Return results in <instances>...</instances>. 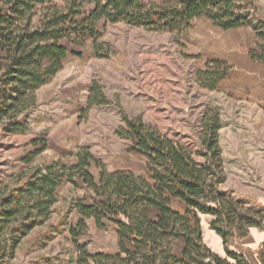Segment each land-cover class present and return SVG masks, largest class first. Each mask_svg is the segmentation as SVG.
<instances>
[{
    "label": "trees",
    "instance_id": "obj_1",
    "mask_svg": "<svg viewBox=\"0 0 264 264\" xmlns=\"http://www.w3.org/2000/svg\"><path fill=\"white\" fill-rule=\"evenodd\" d=\"M202 17L224 31L252 27L264 39V21L254 0H0V135L29 133L40 105L39 92L63 71L69 46L83 47L90 36L96 56L108 55L99 42L100 20L180 36ZM250 56L264 62V53L252 50ZM232 68L225 60H209L206 70L197 72V79L203 88L214 91ZM112 105L104 88L94 81L83 112ZM117 107L124 123L117 135L130 143L129 152L146 159V174L110 172L88 148L80 149L77 163L71 166L57 160L23 172L18 187L0 195V235L10 227L11 219H18L12 228L18 234L1 248L3 258L7 251L14 258L20 241L48 221L62 183L67 180L75 186L76 179H81L92 196L90 203L75 199L65 215L66 219L74 210L81 215L69 230L78 250L71 264H251L229 245L246 238L251 228L264 230V210L247 207L222 188L227 177L219 140L220 112L207 109L200 144L193 149ZM31 145L34 150L22 159L26 164L47 150L48 140L37 137ZM92 164L100 171L98 179L90 170ZM174 201L183 202L185 211L176 208ZM199 215L212 217L211 230L222 238L226 257L204 242ZM88 219L98 229H105L106 222L117 227V253L91 254L78 244ZM174 241L184 243L181 254ZM258 256L264 264V242Z\"/></svg>",
    "mask_w": 264,
    "mask_h": 264
},
{
    "label": "rangeland",
    "instance_id": "obj_2",
    "mask_svg": "<svg viewBox=\"0 0 264 264\" xmlns=\"http://www.w3.org/2000/svg\"><path fill=\"white\" fill-rule=\"evenodd\" d=\"M255 6L264 21V0H255ZM97 28L102 50L108 55L96 56L90 36L83 47L69 46L63 72L39 92L40 105L32 116L29 133L0 135V195L18 187L23 172L57 160L71 166L82 148H88L110 172L131 170L146 174V159L129 152L130 143L117 135V129L124 124L117 106L129 117H141L165 136L193 149L200 144L205 112L215 108L221 114L219 140L227 177L222 188L247 207L264 210V80L258 74L239 71L229 61L233 65L229 77L214 91L203 88L197 79V72L206 70L207 62L218 57L212 51L222 47L224 30L204 17L194 20L191 29L180 36L124 23L105 24L104 20L97 23ZM248 30V43L232 47V54L251 58L252 50L264 53V39L258 38L253 29ZM94 81L104 88L114 105L94 107L84 113ZM72 99L77 104L75 109L63 107ZM48 134L51 140L47 150L31 164L24 163L22 159L34 150L31 141ZM90 170L99 175L95 164ZM76 182L75 186L67 180L62 183L48 221L20 241L14 258L8 251L3 258L1 248L11 244L12 237L18 234L12 231L18 219H11L10 227L0 235V264H71L77 258L78 250L69 230L81 215L76 210L66 219L65 215L75 199L85 198L90 203L92 192L81 179ZM174 206L185 211L179 201ZM211 221V216L199 215L204 242L226 257L223 240L211 230ZM86 222L87 231L77 238L78 244L85 245L91 254L118 252L117 227L113 223L106 222L105 229H98L92 219ZM192 224L196 225L194 217ZM241 241H232L229 249L240 252L244 247ZM173 246L181 254L184 243L174 241Z\"/></svg>",
    "mask_w": 264,
    "mask_h": 264
},
{
    "label": "crops",
    "instance_id": "obj_3",
    "mask_svg": "<svg viewBox=\"0 0 264 264\" xmlns=\"http://www.w3.org/2000/svg\"><path fill=\"white\" fill-rule=\"evenodd\" d=\"M254 3H255V0H254ZM248 29L252 31V28L250 27H244V28H239V29H234V30H229V31H222L221 33H225L224 40H222L220 44V46L222 47L216 48L217 50L212 51V53L214 56H218L216 57V59H222V60L225 59L226 62L229 61L230 63L236 65V68H238L239 71L243 73L258 74L260 80L263 81L264 80V62H256L252 58L243 56L238 53L232 54L230 52V49H232V47L248 43L249 41L248 37L251 35ZM229 37L231 38L230 41L228 40ZM62 72H60L58 76ZM63 105H64L63 107L68 108V109H75V107L77 106L76 102L73 99L64 102ZM59 115L61 114L59 113ZM65 119H67L66 116H65ZM45 137L48 140V146H49L51 136L48 134ZM76 163L77 161H74L73 164H76ZM123 171H131V170H123ZM138 175H145V174H138ZM95 177L96 179H98L99 175ZM241 242L244 245V247L238 253L243 254L251 264H261L258 254L261 249L262 243L264 242V230L260 228H251L249 235L246 238H244Z\"/></svg>",
    "mask_w": 264,
    "mask_h": 264
}]
</instances>
